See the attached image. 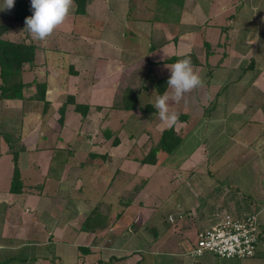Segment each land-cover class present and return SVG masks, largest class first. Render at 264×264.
Returning a JSON list of instances; mask_svg holds the SVG:
<instances>
[{"label":"crops","instance_id":"0c3cea01","mask_svg":"<svg viewBox=\"0 0 264 264\" xmlns=\"http://www.w3.org/2000/svg\"><path fill=\"white\" fill-rule=\"evenodd\" d=\"M130 1L86 0L83 13L70 8L67 22L45 39L27 33L36 50L33 64L22 73L25 81L20 79L25 83L22 96L0 97V264H264L263 137L251 145L234 144L254 155L242 165L248 166L243 172L250 175H232L242 161L233 158L227 163L232 173L208 172L201 187L196 185L198 179L186 175L188 191L179 192L177 198L173 191L150 187L158 160L155 164L140 160V150L147 149L143 133L154 131L157 143L165 128L173 127L179 134L193 122L186 104L181 108L179 102L169 100L170 111L181 117L171 126L151 105L159 94L157 80L169 78L175 62L167 59L190 57L194 71L204 77L206 92L211 85L217 87L211 110L221 103L226 85L235 87L232 93H264V63L259 67L252 63L264 56L258 54L264 39V0H250V7L243 6L246 0H237L236 5L233 0H176L169 2L171 12L166 13L157 10L156 0H136L134 5ZM258 5L263 9L258 11ZM236 59L241 60L240 67ZM192 90L188 93L197 91ZM166 91H172L167 83ZM76 103L88 105L86 116L75 110ZM142 106L152 110L155 121L137 135L126 134L127 128L140 124L134 114L144 116ZM242 114L234 110L227 115L234 117L231 122L215 123L218 131L240 128ZM101 116L102 124L119 128L116 143L87 132L97 130L94 125ZM205 120L200 123L214 126ZM112 132L106 129V138ZM197 144L189 148L199 150L202 144ZM134 149L139 156L131 154ZM11 150L17 152L16 191L10 189ZM189 164L202 163L185 158L184 165ZM211 164L222 163L216 159ZM203 190L207 199L190 202ZM235 191L244 194L236 196ZM224 212L235 217L257 215L255 254L248 258L210 252L192 255L197 232L218 222Z\"/></svg>","mask_w":264,"mask_h":264},{"label":"rangeland","instance_id":"374dc122","mask_svg":"<svg viewBox=\"0 0 264 264\" xmlns=\"http://www.w3.org/2000/svg\"><path fill=\"white\" fill-rule=\"evenodd\" d=\"M135 1L136 0H131L130 2L132 5H134ZM236 1L237 0H233L232 4L236 5ZM16 4H17V0H15V3L10 10L6 9L3 11H0V25H7L8 27L4 32H1L0 37L5 40L12 41L14 43L29 42L28 35H27L29 31L26 28L25 22L18 21L14 18L15 17L14 15L16 12ZM28 4H29L28 17H29L32 15L30 0L28 1ZM250 5H252V2L250 0H246L243 6L250 7ZM74 6L75 4L74 2H72L71 8H73ZM156 8H157V5H156ZM260 8L263 9L264 7L262 8L258 5V11L260 10ZM154 9H155V5H154ZM122 13L124 14L125 12L122 11ZM239 13H242V11H240ZM261 13L262 11H260V14ZM120 16L122 17V15ZM67 20H68V17L65 18L64 22L66 23ZM261 26H262L261 29H264V25H261ZM261 29L257 28V31H258L257 36L261 35L260 34ZM37 40L40 41V39H37ZM260 48H262V51L260 50ZM228 50L229 49L219 52L218 56L222 57L223 52L224 51L229 52ZM261 52H264V39L260 40V43H259L258 54H261ZM258 58L259 57L256 58V61L252 62L253 65L256 63L255 67L256 66L259 67L261 65V62L264 63V56L262 59L261 58L258 59ZM235 61L236 62L234 63L236 67H240L241 60L236 59ZM31 64H33V62L32 63L26 62L21 65L18 76H17L19 79H22L23 81H25V77L24 76L22 77V73H24L26 67H29ZM216 72H217L216 70L211 71L213 75ZM203 78L204 77H201L202 84L196 87L197 91L193 89L194 92H191L190 94L185 93L182 100H180L178 103L181 108L182 106L186 104L187 107H185V109H189V112L194 114L191 119L193 120V122H191L189 126L184 125L183 130H181L179 133L180 136L185 139V143L182 146H180V148L177 151H174L170 155L165 152H160V151L156 153L155 158L156 160H158L159 166L155 167V169H158V170L149 180V184L151 183L150 187H152L155 190L158 189L162 192L165 191L167 193L170 191H173L175 192L174 194L176 195V198L179 192L185 193L188 191L189 182L186 179V175L188 179H198V181H196L198 182L196 183V185L201 187L203 186L202 181L207 179L205 175H208V172L211 175L219 174L222 176L226 175L230 171L232 173L233 170L230 169L231 166L227 165V163L231 162L233 158L240 157L242 161L240 162V165H239V162L237 163L239 166L234 167L236 171H234L232 175H236V176L237 175H242V176L250 175L251 172L250 173L243 172L244 169H249L248 166H242V165L247 163L251 158L254 157V155L249 156V153L247 151H244L242 148H239L238 150L237 149L238 147H242L238 144L243 143V144L251 145L256 139L260 137L264 138V93L263 92L259 91L258 94L253 93L250 96H247V94H245L246 90H243L242 92L239 90H236V91H233L232 93V91L230 92V89H234L235 87H231L233 86L231 84L226 85L227 87H224V92L219 97V100L221 101V103L217 105L216 107L217 109L215 108V110H211V105L214 102L215 97L218 95V90H217V87H215L214 85H211L208 87L209 92H206L205 83H204ZM261 78H262L261 79L262 83L264 84V73ZM28 81H30V79ZM26 83H30V82L26 81ZM24 84L25 83H23V85ZM243 86L245 88L249 87L248 85H243ZM257 89L259 90V88ZM185 100H188V101L186 102ZM154 102L155 100L153 101L152 104H154ZM209 106L210 108H208ZM111 107L114 108L115 105L113 104V106ZM208 109H210L211 111H209ZM139 110L141 111V114L144 116H141L140 114H134V115L135 117H137V119H139L140 124L132 128L131 127L127 128L128 133L126 134L137 135L138 131L140 133L142 132L141 131L142 127H144L145 129V127L149 124L151 120L155 121V119L151 117V115L153 114L151 109H150L151 111H147L149 109L145 110L144 107L142 106L139 108ZM234 110L243 112L242 117H244L245 124L244 123L241 124V127L238 129L222 127L221 132H219L217 128L218 125L215 123L224 121V119H226V121L231 122L234 119V117L229 116V118H227V115H230L231 113H233ZM101 115L105 116L106 113L104 114L101 113ZM104 116H101L100 118H96L98 120L95 122V125H94V128H97L96 131L95 129L90 128V129H87V132L88 133L95 132L96 135L100 136L103 139H108L109 141L112 140V142L116 139V142H117L118 139L116 137H118L117 134H119V128L115 129L116 127H114V123L111 126L112 128L110 126H107L104 123L102 124L104 120L103 118ZM223 116L225 118H222ZM143 117H146V118H143ZM205 118H206L205 121H208L209 123H214V126L207 127L204 125V122L201 124L200 121L202 119L204 120ZM241 119H242L241 117L238 118L237 123H239V120ZM100 121H101V127H99ZM114 121H115V118H114ZM177 121H181V117H179ZM90 122L92 121L90 120ZM116 123L117 122H115V124ZM258 123L261 125H259ZM120 126L122 125L118 123V127ZM106 129H110V132L113 131L112 132L113 135L110 138H106V135L104 133ZM160 136H161V133L159 134V138ZM142 137H146L147 139V142L145 143V146H144V148L147 147V149L140 150V153L142 155H140L137 149L136 150L134 149L131 151V154L134 153L142 157L140 159L141 162H143L142 159L144 158V156H146L149 153L152 145L156 143L155 139L157 138V135L154 131H151V132L146 131V134L143 133ZM130 138H135V137L131 136ZM103 142H104L103 140H100V144H102ZM128 142L130 143L132 141H128ZM195 143H198L197 145L202 144L201 146L199 145L200 147L199 150L197 149L192 150L189 148ZM234 144L238 145V147L236 148ZM149 145H151V147ZM218 147H222L223 149H218ZM214 148H217V149H214ZM16 153H17L16 150H11L10 154H8L9 159L10 160L13 159ZM191 157L201 160L202 164H195V165L189 164L188 166L184 165V159L187 158V160L188 159L190 160ZM216 159L221 160L222 164L220 166H213L211 164L212 161ZM239 159H237V161ZM195 161L196 160H193V163H195ZM186 167H189V168H186ZM250 167H253V166H250ZM182 174H184L185 176H183V179L180 180L179 176ZM176 177L178 179L175 180ZM190 177H194V178H190ZM177 180H180V181H177ZM194 188L195 189L193 190L195 191L198 190L197 187H194ZM235 192L236 193L234 195L236 196H239V195L243 196L244 194V192L242 191L240 192V194L237 193V191ZM206 194H207V191L203 190L201 196L197 198L192 197L190 199V202H197V203L202 202L205 199H207ZM225 197L230 198L231 193H229L227 196L225 195ZM167 212L168 211H166V213H163L165 216V219H167V216H168ZM229 214L233 215L230 212ZM189 247L190 246H185V249L188 250ZM206 254L209 255L210 253H206Z\"/></svg>","mask_w":264,"mask_h":264},{"label":"trees","instance_id":"16d2710c","mask_svg":"<svg viewBox=\"0 0 264 264\" xmlns=\"http://www.w3.org/2000/svg\"><path fill=\"white\" fill-rule=\"evenodd\" d=\"M29 0H17L15 19L18 21L25 22V18L28 17L29 12ZM157 10L162 12H171L169 2H174L176 0H156ZM180 2V0H177ZM75 4V12L83 13L86 5V0H73ZM170 10V11H169ZM7 25H0V34L7 29ZM35 55V45L29 42L14 43L9 40H5L0 37V97L4 98H21L23 83L17 77L20 67L23 63H32ZM177 58H169L167 61H176ZM18 78V79H17ZM168 78L158 79L156 86L159 94L163 93L166 86ZM43 98V95H39ZM134 104H132L133 106ZM131 106V107H132ZM88 105L76 103L75 110L80 112L82 116H86L88 112ZM125 108H130V106L125 105ZM60 114L62 116L63 108H59ZM185 139L182 138L173 127L162 130L161 136L157 143L151 147L149 153L142 159L143 162L154 163L156 161V153L165 152L167 154H172L177 151L182 144H184ZM116 143V139L113 143ZM195 145V144H194ZM193 146V145H192ZM192 148V147H191ZM190 148V149H191ZM189 149V150H190ZM14 160V170L11 179L10 189L16 191L19 189V172L17 168V155L13 157Z\"/></svg>","mask_w":264,"mask_h":264},{"label":"clouds","instance_id":"9594fccd","mask_svg":"<svg viewBox=\"0 0 264 264\" xmlns=\"http://www.w3.org/2000/svg\"><path fill=\"white\" fill-rule=\"evenodd\" d=\"M73 0H30L32 15L25 18L28 31L35 38L43 40L49 36L56 27L62 24L69 15ZM15 0H0V11L10 10ZM170 75L167 86L172 90L156 96L153 107L159 118L173 125L179 119V114L170 111L169 100L179 102L185 93L202 84L200 75L194 71L190 57L176 60L169 67Z\"/></svg>","mask_w":264,"mask_h":264},{"label":"built area","instance_id":"2783aa9c","mask_svg":"<svg viewBox=\"0 0 264 264\" xmlns=\"http://www.w3.org/2000/svg\"><path fill=\"white\" fill-rule=\"evenodd\" d=\"M259 223L255 213L235 217L223 213L218 222L197 232L192 255L205 252L224 258H248L255 254Z\"/></svg>","mask_w":264,"mask_h":264}]
</instances>
